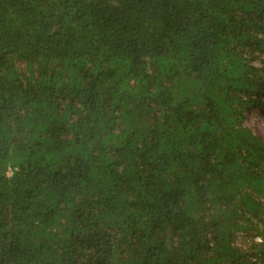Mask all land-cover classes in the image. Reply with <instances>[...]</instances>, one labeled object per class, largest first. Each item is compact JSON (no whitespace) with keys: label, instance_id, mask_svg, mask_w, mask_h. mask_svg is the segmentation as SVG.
<instances>
[{"label":"trees","instance_id":"obj_1","mask_svg":"<svg viewBox=\"0 0 264 264\" xmlns=\"http://www.w3.org/2000/svg\"><path fill=\"white\" fill-rule=\"evenodd\" d=\"M264 0H0V264H264Z\"/></svg>","mask_w":264,"mask_h":264},{"label":"rangeland","instance_id":"obj_2","mask_svg":"<svg viewBox=\"0 0 264 264\" xmlns=\"http://www.w3.org/2000/svg\"><path fill=\"white\" fill-rule=\"evenodd\" d=\"M247 113V123L264 136V113L252 112L250 109H247Z\"/></svg>","mask_w":264,"mask_h":264}]
</instances>
